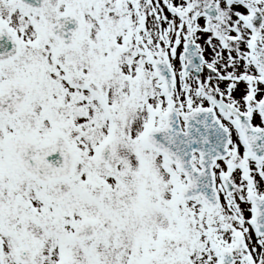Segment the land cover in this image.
<instances>
[{
  "label": "snow or ice",
  "instance_id": "1",
  "mask_svg": "<svg viewBox=\"0 0 264 264\" xmlns=\"http://www.w3.org/2000/svg\"><path fill=\"white\" fill-rule=\"evenodd\" d=\"M0 264H264V0H0Z\"/></svg>",
  "mask_w": 264,
  "mask_h": 264
}]
</instances>
